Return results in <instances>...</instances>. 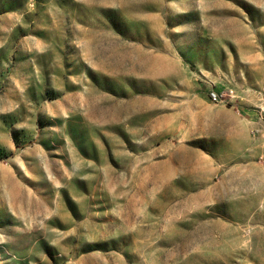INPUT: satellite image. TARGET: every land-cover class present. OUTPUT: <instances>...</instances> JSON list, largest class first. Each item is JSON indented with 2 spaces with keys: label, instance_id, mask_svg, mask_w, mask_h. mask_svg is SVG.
I'll use <instances>...</instances> for the list:
<instances>
[{
  "label": "rangeland",
  "instance_id": "rangeland-1",
  "mask_svg": "<svg viewBox=\"0 0 264 264\" xmlns=\"http://www.w3.org/2000/svg\"><path fill=\"white\" fill-rule=\"evenodd\" d=\"M0 264H264V0H0Z\"/></svg>",
  "mask_w": 264,
  "mask_h": 264
}]
</instances>
